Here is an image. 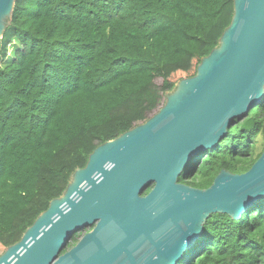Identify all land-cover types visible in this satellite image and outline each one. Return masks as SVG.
<instances>
[{
  "label": "trees",
  "instance_id": "1",
  "mask_svg": "<svg viewBox=\"0 0 264 264\" xmlns=\"http://www.w3.org/2000/svg\"><path fill=\"white\" fill-rule=\"evenodd\" d=\"M232 14L233 0H15L0 38V254L95 147L146 121L196 73ZM263 149L264 95L178 180L207 188ZM176 264H264V198L238 219L212 213Z\"/></svg>",
  "mask_w": 264,
  "mask_h": 264
},
{
  "label": "water",
  "instance_id": "2",
  "mask_svg": "<svg viewBox=\"0 0 264 264\" xmlns=\"http://www.w3.org/2000/svg\"><path fill=\"white\" fill-rule=\"evenodd\" d=\"M14 3L0 0V38ZM263 95L264 0H233L229 25L196 73L179 79L146 121L95 147L0 264H176L212 213L238 219L264 198V149L247 171L223 168L207 188L178 180Z\"/></svg>",
  "mask_w": 264,
  "mask_h": 264
},
{
  "label": "rangeland",
  "instance_id": "3",
  "mask_svg": "<svg viewBox=\"0 0 264 264\" xmlns=\"http://www.w3.org/2000/svg\"><path fill=\"white\" fill-rule=\"evenodd\" d=\"M10 48H12V47H10ZM9 52H10V50L8 51V55H9ZM11 55V54H10ZM9 55V56H10ZM7 56V55H6ZM3 60L4 59H0V63H2L3 62ZM263 151V150H262ZM245 172V171H244ZM242 173V172H241ZM91 226V225H90ZM92 227V226H91ZM91 227H89V226H85V227H83V228H81V229H79L78 230V232L77 233H75L70 239H69V241H68V243H67V246L65 247V249H68L70 246H71V243H72V241H73V238H75L76 237V239H79L86 231H88Z\"/></svg>",
  "mask_w": 264,
  "mask_h": 264
},
{
  "label": "flooded vegetation",
  "instance_id": "4",
  "mask_svg": "<svg viewBox=\"0 0 264 264\" xmlns=\"http://www.w3.org/2000/svg\"><path fill=\"white\" fill-rule=\"evenodd\" d=\"M151 187H152V186H151ZM91 226H92V227H91ZM91 226H89V227H91V228H90L88 231H86L85 233L89 232V231L93 228L94 225H91ZM77 232H78V231H76L75 233H77ZM75 233H74V234H75ZM85 233H84V234H85ZM74 234H73V235H74ZM84 234H83V235H84ZM73 235H72V236H73ZM83 235H82V236H83ZM72 236H71V237H72ZM82 236H81V237H82ZM81 237H80V238H81ZM80 238H79V239H76V237L73 238V241H72L71 246H70L69 248H71L73 245H75V244L80 240Z\"/></svg>",
  "mask_w": 264,
  "mask_h": 264
}]
</instances>
